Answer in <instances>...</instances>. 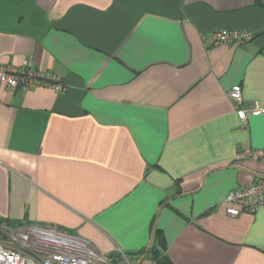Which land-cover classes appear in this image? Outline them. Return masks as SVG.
Listing matches in <instances>:
<instances>
[{"label":"crops","instance_id":"1","mask_svg":"<svg viewBox=\"0 0 264 264\" xmlns=\"http://www.w3.org/2000/svg\"><path fill=\"white\" fill-rule=\"evenodd\" d=\"M224 28L253 38L212 45ZM25 59L65 89L0 87V223L108 254L149 247L154 225L174 264H264V205L224 202L264 175L237 157L264 148V113L243 126L228 94L264 107V0H0V62Z\"/></svg>","mask_w":264,"mask_h":264},{"label":"built area","instance_id":"2","mask_svg":"<svg viewBox=\"0 0 264 264\" xmlns=\"http://www.w3.org/2000/svg\"><path fill=\"white\" fill-rule=\"evenodd\" d=\"M252 38L249 31L224 28L212 34L210 43L243 45ZM2 86L8 89L44 87L58 93L65 89L61 74L37 68L28 59L22 65L0 62ZM228 94L243 126L248 124L250 116L264 113L259 103L251 108L244 106L240 84L234 85ZM237 157L264 161V148L247 147ZM224 202L229 216L255 213L264 205V175L245 187L231 190ZM117 251L122 257L119 263L110 254L97 250L89 240L55 224L27 223L11 227L6 222L0 223V264H134L124 250Z\"/></svg>","mask_w":264,"mask_h":264},{"label":"trees","instance_id":"3","mask_svg":"<svg viewBox=\"0 0 264 264\" xmlns=\"http://www.w3.org/2000/svg\"><path fill=\"white\" fill-rule=\"evenodd\" d=\"M212 210L213 209L206 211L205 214L209 213ZM4 222H6L9 226H21L24 224L23 222L21 223L10 222L8 220H5ZM151 233H152V243L149 247L139 252H126L128 256L130 257L131 261H133L134 264H136L135 262L136 257L141 258L142 256L146 255L150 257V259L157 262V264H174L166 252L167 244H166L165 237L162 231L158 230L153 225ZM110 256L118 263L122 260L121 254L118 251H114L110 253Z\"/></svg>","mask_w":264,"mask_h":264},{"label":"rangeland","instance_id":"4","mask_svg":"<svg viewBox=\"0 0 264 264\" xmlns=\"http://www.w3.org/2000/svg\"><path fill=\"white\" fill-rule=\"evenodd\" d=\"M133 262V261H132ZM134 263V262H133Z\"/></svg>","mask_w":264,"mask_h":264}]
</instances>
